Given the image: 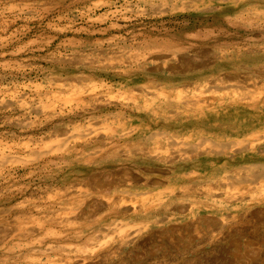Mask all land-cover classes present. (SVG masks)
<instances>
[{"label": "rangeland", "instance_id": "1", "mask_svg": "<svg viewBox=\"0 0 264 264\" xmlns=\"http://www.w3.org/2000/svg\"><path fill=\"white\" fill-rule=\"evenodd\" d=\"M257 10L264 0H0V264H264V241L234 229L246 209L226 207L264 184ZM238 92L263 96L253 108ZM220 94L202 113L192 103ZM190 185L196 196L173 197ZM211 186L217 209L202 204ZM160 199L183 211L141 208Z\"/></svg>", "mask_w": 264, "mask_h": 264}, {"label": "bare ground", "instance_id": "2", "mask_svg": "<svg viewBox=\"0 0 264 264\" xmlns=\"http://www.w3.org/2000/svg\"><path fill=\"white\" fill-rule=\"evenodd\" d=\"M261 15H262V17H264V10H257ZM239 16H240V14H239ZM247 18V17H246ZM264 20V19H263ZM244 21V20H243ZM256 23V22H255ZM254 22H252V21H248V20H246L245 22H243V27H245V29H253L254 28ZM258 25H264V23L263 24H261V23H258ZM259 29V28H258ZM262 29V28H261ZM260 29V30H261ZM259 33V32H258ZM261 34V33H260ZM255 85V84H254ZM243 86H245V84H243ZM262 93L260 92L259 94H248V93H242V92H238V94H237V98H238V100L239 101H247L248 103H250L249 105H251V107H255V105L257 104V102L258 101H260V100H262V96L263 95H261ZM221 95L222 94H220V96H213L211 99L210 98H208V99H204V100H196V101H194V102H192L193 104H195L196 105V109H198L200 112L199 113H202L203 111H205L206 109H209V108H211V107H209L210 106V104H211V102L213 101V100H220L219 99V97H221ZM233 95H235V94H233ZM69 96V95H68ZM71 97V96H70ZM83 98V97H82ZM222 98V97H221ZM210 99V101H208ZM102 100V99H101ZM94 102V101H93ZM223 102L224 101H222V100H220L219 101V104L220 105H223ZM231 102L232 103H234V102H237V100H235V99H231ZM263 102H264V98H263ZM88 104V103H87ZM85 106H87V105H85ZM143 106L144 107H147V108H151V110H154V112H156V111H158V108H154V107H152L151 106V104L150 103H145V104H143ZM77 109V108H76ZM83 110V109H82ZM121 115V113H118V114H116V116L118 117V116H120ZM123 127H125V126H121V128H123ZM134 128V127H133ZM127 129H129V128H127ZM124 131V130H123ZM89 133V132H88ZM91 133V132H90ZM130 134V132L129 131H125V132H123V133H120V135L121 136H123V135H125V136H127V135H129ZM153 135L154 136H158L159 135V133L158 132H155V133H153ZM236 145L237 146H240L241 145V143H240V141H236ZM250 146H248V147H251L252 146V144H249ZM242 147H244L243 146V144H242ZM242 147H241V149H242ZM246 147V146H245ZM247 147V148H248ZM146 148V147H145ZM149 147H147L146 149H148ZM142 149V151H141V155L142 156H147V154L146 153H149V151L148 150H145V149H143V148H141ZM238 149V148H237ZM236 149V150H237ZM240 149V150H241ZM139 150H140V148H139ZM156 150V149H155ZM220 151V150H219ZM226 151V150H225ZM220 152H222V151H220ZM186 152H184V154H185ZM158 154V153H157ZM180 154H182V153H180ZM109 155H113V154H109ZM151 155H154L153 153L151 154ZM111 157V156H110ZM152 157V156H151ZM164 158V157H163ZM144 159V158H143ZM158 160H161V158H155L154 160H151L150 158H149V161H158ZM166 161H167V159H166ZM247 170L248 171H250L251 173H252V170L251 169H248L247 168ZM250 173V174H251ZM194 174V173H193ZM250 174H248V175H250ZM130 176V175H129ZM195 175H193V176H191V178H189L188 177V179H193V181H196V177H194ZM253 176H254V174H253ZM131 177H133L132 176V174H131ZM254 177H257L259 180H262V181H264V164L263 165H261L258 169H257V171H256V175L254 176ZM134 178V177H133ZM136 181H138L139 180V178H134ZM115 182V181H114ZM114 182H111V183H109V184H113ZM153 183L154 184H157V185H161L162 184V180L161 179H157V180H155V181H153ZM191 186V185H190ZM185 186V187H183L182 188V190L179 192L180 194H175V195H173V197L175 198V199H179V198H182V197H186V196H196V190H195V188L193 187V186ZM258 188L256 189V191H255V193L253 192V191H251V190H240V191H238V192H233L232 194H229L228 195V198H229V201H231L230 203H228L227 204V206L226 207H228L229 209H233V211L234 210H236L237 211V209H241V207H243V208H245L246 209V212H245V214H244V216L243 217H241L242 218V220L240 221V223H242V227L239 229L238 227H239V225H238V227H237V229L236 228H234L235 229V231L236 232H239L240 234H250V236L252 235L253 236V239L254 238H259L260 237V240H263L264 241V232H262V230H261V228H262V225L264 224V215L262 214V215H260L259 213H263L261 210H258V209H251V207L254 205V204H256V203H261V204H264V184H263V182H261L258 186H257ZM217 189V186L216 187H213L212 188V186L210 187V188H208L207 190H205V197L206 198H208V199H211V200H213L212 202H203L202 204H206V206H208V207H210L211 209H217V208H219V207H221V204L223 203V201H224V197H219L218 198V196L220 195L219 193L217 194V192H215V190ZM199 194H203L204 192L202 191V192H198ZM249 193V194H248ZM57 194V193H56ZM246 195H248V199L246 198ZM146 196V195H145ZM137 199V198H136ZM207 199V200H208ZM143 200V199H142ZM146 200V199H145ZM217 201H218V203H217ZM131 202H134V201H131ZM173 202H167V200H162V199H160V201H158V203H157V206H155L154 204H148V205H143L141 208L142 209H145L146 211H151L152 209H155V207H159V206H162V207H165V208H170V206L172 207V209H174V212L173 213H175L176 212V210H181V211H183V209H180L179 208V206L177 205V203L176 204H174L173 206L172 205H170V204H172ZM131 204V203H130ZM129 204V205H130ZM138 204V203H137ZM218 204H220V205H218ZM128 205V204H127ZM127 205H126V207L125 206H123V207H125L124 209H122V208H120V210L119 211H117V213L118 214H122V213H125V212H127L128 211V209H129V207H127ZM128 205V206H129ZM119 206H121V205H119ZM131 206V205H130ZM192 206H195L194 204L192 205ZM118 207V206H117ZM180 207H182V206H180ZM189 207L187 206V205H185L184 206V211H186V210H190V209H188ZM132 209H134V210H137V208H136V206L135 205H132ZM244 209V210H245ZM248 209V210H247ZM113 210V209H112ZM243 211V210H242ZM230 212H232V211H230ZM189 213H185V214H183L184 216H187ZM64 215V214H63ZM61 216H62V214H61ZM61 216H60V218H61ZM44 217V216H43ZM41 218V217H40ZM47 219V218H46ZM55 219V218H54ZM214 219V218H213ZM224 219L225 218H221V222H217V221H219V220H217V221H215L214 220V222H213V224H215V225H217L216 227L219 229V228H221V229H223V228H225L226 226L225 225H222V224H220V223H222V221L224 222ZM234 219H235V217H234ZM240 220V216H239V218L237 217V220ZM52 218H51V221L50 222H52ZM201 222H203V223H206L204 220H203V218L201 217L200 219H199ZM42 221V220H41ZM235 221V220H234ZM252 222L253 224H250L249 222ZM39 222V221H38ZM63 222V221H62ZM243 222H245V223H243ZM44 223V222H43ZM43 223H41V224H43ZM187 223V224H186ZM185 224H186V226L189 228V227H192V226H189V224H191L190 222H186ZM196 223V222H195ZM40 225V224H39ZM196 224H194V226H195ZM210 225V224H209ZM193 226V227H194ZM143 227V226H142ZM196 227V226H195ZM48 228H50V227H48ZM122 228V227H121ZM170 228H173V227H170ZM185 228V227H184ZM120 229V228H119ZM37 230V229H36ZM175 230V229H174ZM195 230H196V228H195ZM168 231V230H167ZM120 232V231H119ZM122 232V231H121ZM124 232V231H123ZM126 233V232H125ZM194 233V231L192 232V234ZM170 234V233H169ZM126 235V234H125ZM192 236V235H191ZM206 236V235H205ZM134 237V236H133ZM34 238V237H33ZM178 238V237H177ZM248 238V237H247ZM251 238V237H250ZM119 239H122V238H119ZM249 239V238H248ZM253 239L251 240V242H253V244L255 243L254 241H253ZM29 240V239H28ZM31 240V239H30ZM240 240V239H239ZM247 240V239H246ZM259 241V240H258ZM240 242V241H239ZM247 242V241H246ZM258 243V242H257ZM264 243V242H263ZM171 244V243H170ZM238 244V243H237ZM260 244V243H259ZM65 245V244H64ZM172 245H173V242H172ZM245 245V244H244ZM237 246V245H236ZM50 247V246H49ZM60 247V246H59ZM83 247H85L86 248V246L84 245ZM239 247V246H238ZM249 247V246H248ZM255 247V246H254ZM257 247H260V246H257ZM61 248V247H60ZM53 249V248H52ZM77 249V248H76ZM83 249V248H82ZM94 249V248H93ZM44 250V249H43ZM57 250V249H56ZM62 250V249H61ZM91 250V249H90ZM45 251V250H44ZM45 253V252H44ZM90 253V252H89ZM91 253H92V251H91ZM177 253V252H176ZM57 254V253H56ZM232 256H233V259L234 260H236V261H238L239 259H240V257L242 256V255H240V253L238 252V251H235L233 254H232ZM83 260H85V259H83ZM232 260V259H231ZM230 260V261H231ZM248 260V259H247ZM71 261V260H70ZM72 262V261H71ZM185 263V262H184ZM228 263H230V262H228ZM226 261H223L222 262V264H228ZM80 264V263H79ZM231 264V263H230ZM238 264H256L255 262H248L247 263V261H244V260H242L241 262H238ZM258 264V263H257Z\"/></svg>", "mask_w": 264, "mask_h": 264}]
</instances>
